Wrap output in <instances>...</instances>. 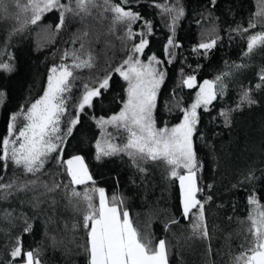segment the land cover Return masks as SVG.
<instances>
[{"label":"trees","instance_id":"obj_1","mask_svg":"<svg viewBox=\"0 0 264 264\" xmlns=\"http://www.w3.org/2000/svg\"><path fill=\"white\" fill-rule=\"evenodd\" d=\"M159 2L136 0L131 5L153 24L154 34L149 37V47L141 59L155 54L165 61L163 68L167 75L155 112L158 127L163 123L169 126L178 123L182 116L180 107L193 102L198 88L183 86L187 74H195L199 84L205 79H215L218 74L232 73L226 79V94L212 102L210 111L198 110L200 123L193 137L197 157L203 165L198 182L205 188L204 195L212 196L205 205L210 241L193 235L190 221L181 215L178 181L168 177L162 163L145 162L141 165L145 171L141 172L124 154L96 159L101 129L95 118L118 113L126 99V82L118 74H113L111 87L94 101V107L80 115V124L66 138L63 157L66 160L73 155L82 156L97 187L105 188L109 197L112 194L123 197L122 207L127 208L142 230L149 231L157 240L165 238L170 247V264H232V257L241 251L248 227V195L255 191L264 203V87L255 88L261 82L259 72L264 68V51L244 56L246 41L233 31L239 25L247 27L257 9V0H216L214 7L211 0H179L185 14L176 24L175 41L180 47L175 49L171 63L167 62L169 57L165 53L171 35L167 24L171 21L155 7ZM164 2L174 4L176 0ZM6 3L11 15L0 11V47L7 46L16 70L11 74L0 72V91L5 93L0 104V141L8 134L10 116L22 109L26 111L31 102L43 95L51 66L61 63L66 50H79L84 43L85 51L94 56L95 67L79 73L87 79L103 76L116 67L136 42L127 39L123 25L113 27L111 13L99 8L91 9V15L84 19L66 15L59 32L56 31L59 14L49 12L36 25H28L24 32L13 35L9 42L6 38L16 25L18 9L11 5V0ZM142 27L141 22L132 25L136 32ZM85 31L87 36H83ZM74 37L80 39L73 43ZM211 39H217V44L207 54L203 50L200 54L193 51L199 43ZM64 62L72 61L69 58ZM241 64L246 66L235 67ZM249 88L257 103L244 104L232 111L231 122L226 125L220 112L236 109L242 93ZM70 112L75 114V109ZM250 172L254 173L251 182L245 179ZM38 175V182L29 190L13 189L7 199H0V261L9 259L8 251L15 237L21 236L25 249L40 250L42 264H87L82 247L87 237L82 227L73 228L82 222L81 213L74 210L75 201L69 204L63 193V183L69 181L63 167L50 162ZM0 176L3 177L0 183H7L13 177L18 184L35 179L11 164L5 170L2 161ZM54 181L63 182L61 189L47 192L43 184L51 187ZM83 187L87 185L80 186ZM5 213L11 215L5 218ZM25 219L32 225L30 233L23 232ZM173 219L179 223L172 224Z\"/></svg>","mask_w":264,"mask_h":264},{"label":"snow or ice","instance_id":"obj_2","mask_svg":"<svg viewBox=\"0 0 264 264\" xmlns=\"http://www.w3.org/2000/svg\"><path fill=\"white\" fill-rule=\"evenodd\" d=\"M134 3L136 0H24L23 3L21 0H11V5L18 12L15 15L16 25L6 38L9 42L13 35L24 32L28 25H36L49 12H58L56 31L59 32L65 24L66 15L84 19L91 15L93 8L111 13L113 27L116 24L123 25L127 39L136 41L131 45L130 54L116 67L103 76H89L87 79L79 73L95 67L94 56L90 51H85L84 43L80 44L79 50H66L61 63L51 66L43 95L31 102L26 111L22 109L10 116L8 134L0 141L3 168L7 170L11 164L23 174L35 177L19 184L16 177L7 183H0V191L3 192L0 199H7L13 189L25 191L35 186L39 180L38 174L45 171L46 164L51 162L63 167L64 174L69 178L68 183L54 181L51 187L46 183L43 186L47 192H56L63 183L65 198L69 204L75 201L73 207L81 213L82 222L74 224L73 228L82 227L86 233V243L82 247L87 256V264H170L168 241L165 238L157 240L152 233L142 230L127 208L122 207L123 197L116 194L109 197L105 188L97 187L82 156L73 155L66 160L63 157L66 138L80 124V115L86 109H92L94 101H98L109 90L113 74H118L126 82V99L118 113L108 118H95L97 126L105 131L106 136L103 144L100 141L96 143V159L124 154L141 172L145 171L141 167L145 162L162 163L168 177L178 181L181 215L190 221L193 235L210 241L205 205L212 200V196L204 195L205 188L198 182V172L203 165L197 157L193 137L200 123L198 110L210 111L212 102L226 94V79L232 73H221L215 79H205L199 84L195 74H187L182 80L183 86L188 89L198 88L193 102L187 107H180L182 116L178 123L172 126L163 123V126L158 127L155 112L160 89L167 75L163 68L165 61L155 54L141 59L149 47V37L154 34L153 24L142 17L139 11L132 9ZM215 3L216 0H211L213 7ZM155 7L171 21L167 24L171 35L165 47L169 57L167 62L171 63L175 49L180 47L175 41V30L177 22L185 14L184 8L179 0L174 4L161 0ZM9 8L6 0H0V11L10 16ZM21 16L24 18L21 19ZM137 22L143 25L139 32L132 28ZM254 29L256 31H252ZM233 31L246 41L244 56L251 57L264 51V0H257V9L249 18L247 27L239 25ZM87 35L85 31L83 36ZM77 39L80 37H74L72 42L75 43ZM217 39L201 42L193 51L200 54L203 50L207 54L216 47ZM69 58L71 64L65 63ZM13 60L14 57L7 53V46L0 47V72L13 73L16 70ZM245 66L235 65L237 68ZM259 79L261 82L255 85L257 90L264 87V68L259 72ZM251 91L249 88L242 93L236 109L220 112L226 125L231 122L232 111L244 104L252 106L257 103L251 97ZM4 96L5 93L0 91V104ZM70 109H75V114ZM168 110L171 112L172 108ZM108 126L116 130L121 143L113 142L116 137L106 131ZM253 178L254 173L250 172L245 179L251 182ZM0 180H3L2 176ZM247 204L248 227L244 243L240 245L241 251L232 257V264H264V203L253 191L247 197ZM10 215L5 213V218ZM24 223L23 232L30 233L32 225L27 219ZM171 223L179 221L173 219ZM168 227L165 226L166 231ZM208 250L211 252L210 243ZM8 256L9 259L6 262L0 261V264H42L40 250L25 249L21 236L15 237Z\"/></svg>","mask_w":264,"mask_h":264},{"label":"rangeland","instance_id":"obj_3","mask_svg":"<svg viewBox=\"0 0 264 264\" xmlns=\"http://www.w3.org/2000/svg\"><path fill=\"white\" fill-rule=\"evenodd\" d=\"M106 131L107 132H111L113 134V137H116L113 142H115V143H121L122 142L121 139H120L119 134L116 132V130L114 128H112L111 126H108ZM105 138H106L105 131L101 129V136H100L99 141L103 144Z\"/></svg>","mask_w":264,"mask_h":264}]
</instances>
